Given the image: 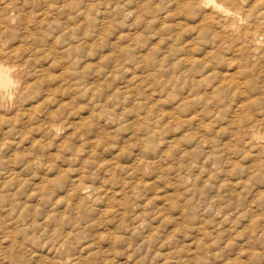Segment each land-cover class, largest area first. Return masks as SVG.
Instances as JSON below:
<instances>
[{
  "label": "rangeland",
  "instance_id": "374dc122",
  "mask_svg": "<svg viewBox=\"0 0 264 264\" xmlns=\"http://www.w3.org/2000/svg\"><path fill=\"white\" fill-rule=\"evenodd\" d=\"M0 4V264H264V45L201 0Z\"/></svg>",
  "mask_w": 264,
  "mask_h": 264
},
{
  "label": "bare ground",
  "instance_id": "6f19581e",
  "mask_svg": "<svg viewBox=\"0 0 264 264\" xmlns=\"http://www.w3.org/2000/svg\"><path fill=\"white\" fill-rule=\"evenodd\" d=\"M1 1V0H0ZM47 1H49V0H47ZM197 1H199V0H197ZM221 1H223V3L222 2H220V0H201V3H203L204 4V6L205 7H211L212 9H211V11L210 12H208L207 13V16L206 15H204V16H206L207 18H203V19H211L212 20V23H213V20H215V21H217V20H220V22H218V23H220V24H222V26H221V28H224L225 30H227L228 32L230 31L231 32V34H237V33H239V34H241L242 35V38H241V35H240V37L239 38H241V39H244V40H242V43H244V42H247V41H249L250 43H252L253 44V46L252 47H249L251 50H252V48L254 47L255 49H260V48H262V46L264 45V34L263 35H261V34H258L255 30H257V27L256 26H254V25H256L257 24V22H258V19L261 17V16H259L260 14H262L263 15V13H264V11L262 10L261 11V13H259L258 12V15H257V11L255 12V11H253V10H251V9H247V8H245V6H242V3H244L243 1L244 0H221ZM256 1V0H255ZM254 1V2H255ZM38 2V1H37ZM225 2V3H224ZM227 2H230V4L233 2V4L235 3V2H237L236 3V6L234 7V10H232V9H230V8H228V7H230V6H228V7H226L225 6V4H227ZM247 2H250V1H248L247 0ZM252 2V1H251ZM39 3H41V2H39ZM5 4V3H4ZM8 3H6V5H7ZM16 4V3H15ZM253 4V3H252ZM262 4H263V1H262ZM262 4H258V6L259 5H262ZM1 5V4H0ZM17 5V4H16ZM40 5V4H39ZM199 5H201V4H199ZM244 5V4H243ZM264 5V4H263ZM262 5V6H263ZM21 6V5H20ZM57 6H61L60 8H62V5H57ZM234 6V5H233ZM256 6V5H255ZM5 7V6H4ZM48 7H50V6H47V8ZM55 6H53V8H54ZM198 7H200V6H198ZM204 7V8H205ZM246 7H248V6H246ZM252 7V6H251ZM1 8V7H0ZM47 9L45 6L42 8V10L43 9ZM52 8V9H53ZM17 9V8H16ZM58 9H59V7H58ZM64 9V8H63ZM259 9H261V8H259ZM33 10V9H32ZM41 10V11H42ZM60 10V9H59ZM205 10V9H204ZM244 10H246V11H244ZM4 11V10H3ZM41 11H39L40 12V14H41ZM55 11V10H54ZM85 11V10H84ZM203 11V10H202ZM215 11H217L216 13H215ZM2 12V11H1ZM22 12V11H21ZM39 12H38V14H39ZM43 12V11H42ZM48 12V11H47ZM49 13H51L50 11H49ZM54 13V12H53ZM83 13V12H82ZM82 13H80V14H82ZM202 13V12H201ZM205 13H206V11H205ZM22 14V13H21ZM46 14V13H45ZM29 15V14H28ZM8 16V15H7ZM42 16L44 17L45 15L44 14H42ZM257 16H259V17H257ZM42 17V18H43ZM48 17V16H47ZM47 17H45V18H47ZM83 17V16H82ZM0 18H1V15H0ZM3 18V17H2ZM1 18V19H2ZM5 18V17H4ZM264 18V17H263ZM5 19H7V18H5ZM10 19V18H9ZM262 19V18H261ZM260 19V20H261ZM39 20V19H38ZM44 20V19H43ZM263 20V19H262ZM2 21V20H1ZM9 21V20H8ZM47 21V20H46ZM80 21V20H79ZM223 21V22H222ZM21 22V21H20ZM35 22V21H34ZM208 22V21H207ZM226 22V23H225ZM261 22V21H260ZM263 22V21H262ZM261 22V23H262ZM5 23V22H4ZM3 23V24H4ZM9 23H10V21H9ZM8 23V24H9ZM29 23V22H28ZM37 23V22H36ZM42 23V22H41ZM264 23V22H263ZM214 25H212V26H218L219 24H217V22H216V25H215V23H213ZM242 24H247V25H242ZM30 25V24H29ZM28 25V26H29ZM62 25V24H61ZM65 25V24H64ZM81 25V24H80ZM257 25H260V24H257ZM263 26H264V24H262ZM1 26V25H0ZM9 26H10V24H9ZM19 26V25H18ZM27 26V25H26ZM38 26V25H37ZM255 28H254V27ZM261 26V25H260ZM4 27V26H3ZM29 27H31V26H29ZM28 27V28H29ZM41 27V26H40ZM220 27V26H219ZM252 27V28H251ZM12 28V27H11ZM11 28L10 29H6V30H3L4 32L5 31H7V30H11ZM17 28V27H16ZM27 28V29H28ZM255 30H254V29ZM20 29V28H19ZM26 28H25V31L27 30ZM220 29V28H219ZM218 29V30H219ZM258 29H261L260 27L258 28ZM30 30H31V28H30ZM45 30V29H44ZM43 30V31H44ZM61 30V29H60ZM214 30V29H213ZM2 31V32H3ZM13 31H15V29L13 30ZM215 31V30H214ZM1 32V31H0ZM32 32V31H31ZM211 32V31H210ZM222 31H220V33H221ZM261 32H262V30H261ZM29 33V32H28ZM65 33V32H64ZM217 33L218 32H216V34L215 35H217ZM220 33H219V35H220ZM227 33V32H226ZM0 34H2V33H0ZM24 34V33H23ZM32 34V33H31ZM222 34V33H221ZM30 35V34H29ZM214 36V35H213ZM218 36V35H217ZM221 36V35H220ZM234 36H236L237 37V35H233V37ZM262 36V37H261ZM3 37H5L4 35H3ZM7 37V36H6ZM5 37V38H6ZM14 37V36H13ZM229 37V36H228ZM228 37H226L225 36V38H228ZM231 37V36H230ZM233 37H231L232 39H233ZM235 37V39L236 40H239L238 38H236ZM32 38V37H31ZM215 38V37H214ZM220 38V37H219ZM229 39V38H228ZM240 39V40H241ZM4 40V39H3ZM2 40V41H3ZM42 40V39H41ZM226 40V39H225ZM227 41V40H226ZM231 42H232V40H230ZM244 41V42H243ZM229 42V41H228ZM230 42V43H231ZM221 43V42H220ZM227 43V42H226ZM225 42H224V44H226ZM233 43V42H232ZM235 43H237L236 41H235ZM0 44H1V42H0ZM221 44H223V43H221ZM238 44V43H237ZM2 45V44H1ZM229 45V44H228ZM227 45V46H228ZM234 45V44H233ZM232 45V46H233ZM236 45V44H235ZM235 45H234V49H237L236 47H235ZM240 45H242V44H240ZM245 45H247L248 46V44L247 43H245V44H243V47L245 46ZM34 46V45H33ZM225 46V45H224ZM236 46H239V45H236ZM246 46V47H247ZM1 48H3L2 46H1ZM19 48V47H18ZM45 48V47H44ZM228 48H230V46H228ZM239 48H241L240 46H239ZM239 48L237 49V52H238V50H239ZM254 48H253V50H254ZM9 48H7L6 49V51L5 52H9L10 54L12 53V52H14V53H12V54H16L17 56H18V53H16L17 51H15V50H9V51H7ZM15 49H17V47L15 48ZM37 49V48H36ZM52 49V48H51ZM233 48H231V50H232ZM233 49V50H234ZM4 50V49H3ZM18 50V49H17ZM39 50V49H38ZM247 50V49H246ZM260 50H262V49H260ZM239 51H241V49L239 50ZM244 51L245 50H243L242 52L244 53ZM250 51V50H249ZM255 51V50H254ZM19 52V51H18ZM44 52V51H43ZM46 52V51H45ZM57 52V51H56ZM251 52V51H250ZM2 53V52H1ZM233 53H235V52H233ZM241 53V52H240ZM20 54H22L21 52H20ZM252 54H253V52H252ZM255 54V53H254ZM2 55V54H1ZM262 55H263V53H262ZM261 55V56H262ZM13 56V55H12ZM30 56V55H29ZM32 56H34L33 54H32ZM210 56V55H209ZM249 56H252V57H254L255 55H248V58H249ZM259 55H257V57H258ZM264 56V55H263ZM262 56V57H263ZM1 57H3V56H1ZM14 58L12 59V60H15V58H16V56H13ZM185 57V56H184ZM199 57V56H198ZM6 58V57H5ZM5 58H3L4 60H5ZM185 58H187V57H185ZM247 58V59H248ZM7 59V58H6ZM184 59V58H183ZM190 59V58H189ZM254 59V58H253ZM262 59V58H261ZM249 60V59H248ZM2 61V60H1ZM6 61V60H5ZM15 61H17V63H20L18 60H15ZM192 61V60H191ZM13 62V61H12ZM27 62H29V61H26V63ZM198 63H199V60L197 61ZM258 62V61H257ZM11 63V62H10ZM14 63V62H13ZM256 63V62H255ZM254 63V64H255ZM9 64V63H8ZM59 64V63H58ZM184 64V63H183ZM189 63L187 62V64L186 65H188ZM194 64V63H193ZM240 64V63H239ZM248 64V63H247ZM10 65V64H9ZM9 65H6V64H4V63H2V62H0V109H3V108H5V107H7V104L9 105L8 107L9 108H15V109H17L18 108V106L19 105H23V104H21L22 103V100L24 99L23 98V96H24V93H25V90L28 88L27 86L29 85V84H27V86H26V82H24L23 80L25 79H27V78H24L23 79V73H22V70H20V69H18L19 71H17V70H14V68L12 67V66H9ZM12 65H14V64H12ZM16 65V64H15ZM185 65V64H184ZM207 65V64H206ZM256 65V64H255ZM260 65V64H259ZM18 66V65H17ZM32 66V65H31ZM41 66V65H40ZM190 66V65H189ZM214 66V65H213ZM245 66V65H244ZM250 66H252L251 64H250ZM262 66H264V65H262ZM15 67V66H14ZM24 67V66H23ZM186 67H188V66H186ZM19 68H20V66H19ZM22 68V67H21ZM190 68V67H189ZM202 68V67H201ZM211 68V67H210ZM259 68H261V67H259ZM215 69H216V67H215ZM220 69H222V68H220ZM232 69V68H231ZM237 69V68H236ZM263 69V68H262ZM262 69H259V70H262ZM48 70V69H47ZM212 70V69H211ZM240 70V69H239ZM245 70V69H244ZM27 71V70H26ZM41 71H43V70H41ZM213 71V70H212ZM211 71V72H212ZM232 71H233V69H232ZM247 71V70H246ZM252 71V70H251ZM250 71V72H251ZM210 72V73H211ZM234 72H235V68H234ZM259 72H261V71H259ZM22 73V74H21ZM219 73V72H218ZM222 73V70H221V72L219 73V75ZM261 73H264V72H261ZM200 74V73H199ZM259 74V73H258ZM40 75V74H39ZM212 75H214V74H212ZM222 75V74H221ZM226 75V74H225ZM228 75V74H227ZM25 76V75H24ZM28 76V75H27ZM36 76V75H35ZM208 76H211V75H208ZM229 76V75H228ZM219 77V76H218ZM223 77H224V75H223ZM222 77V78H223ZM255 77V76H254ZM33 78V77H32ZM31 78V79H32ZM201 78V77H200ZM204 78V77H203ZM207 78V77H206ZM216 79V78H215ZM219 79V78H218ZM230 79V78H229ZM186 80V79H185ZM205 80V79H204ZM219 80H221V78L219 79ZM222 80H224V79H222ZM233 80V79H232ZM237 80H238V78H237ZM30 81V80H29ZM44 81V80H43ZM226 81V80H225ZM32 82V81H31ZM219 82H221V81H219ZM224 81H222V83H223ZM233 82V81H232ZM242 82V81H241ZM29 83V82H28ZM40 83V82H39ZM225 83V82H224ZM229 83V82H228ZM261 83V82H260ZM219 84V83H218ZM231 84V83H230ZM220 85V84H219ZM226 86H227V82H226V84H225ZM236 85V84H235ZM209 86V85H208ZM224 86V85H223ZM225 86V87H226ZM228 87V86H227ZM232 88V87H231ZM237 88V87H236ZM41 91V90H40ZM27 92V91H26ZM238 94V93H237ZM43 97V96H42ZM35 98V97H34ZM38 101V100H37ZM60 103V102H59ZM31 106V105H30ZM20 107V106H19ZM38 107H36V109H37ZM19 109H21V108H19ZM14 110V109H13ZM12 110V111H13ZM3 112H5V111H3ZM33 112V111H32ZM35 112V111H34ZM7 113V112H6ZM14 113V112H13ZM8 114V113H7ZM10 114V113H9ZM16 114V113H15ZM34 114V113H33ZM1 115V114H0ZM31 115V114H30ZM29 115V116H30ZM2 116V115H1ZM5 116V115H4ZM13 117H14V115H12ZM12 116L10 117V118H12ZM3 117V116H2ZM7 117V116H6ZM16 118V117H15ZM6 119V118H5ZM4 119V120H5ZM13 119V118H12ZM19 119V118H18ZM0 120H1V118H0ZM7 121V120H6ZM1 122V121H0ZM7 122H9V120L7 121ZM13 122H16V121H13ZM55 125V124H54ZM11 126V125H10ZM1 128V127H0ZM12 128V127H11ZM19 128V127H18ZM9 130V129H8ZM2 131V130H1ZM5 131V130H4ZM11 131V130H10ZM9 132V131H8ZM12 132V131H11ZM20 132V131H19ZM2 134V133H1ZM2 136V135H1ZM9 136V135H8ZM2 138V137H1ZM16 141V140H15ZM255 141V140H254ZM40 142V141H39ZM56 144H57V142H56ZM264 145V144H263ZM33 147V146H32ZM31 151V150H30ZM33 158H35V157H33ZM32 160V159H31Z\"/></svg>",
  "mask_w": 264,
  "mask_h": 264
}]
</instances>
